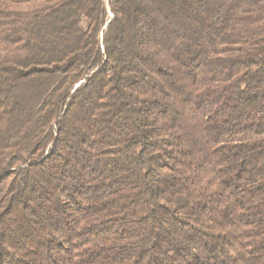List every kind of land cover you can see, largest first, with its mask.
Here are the masks:
<instances>
[{
	"label": "trees",
	"instance_id": "obj_1",
	"mask_svg": "<svg viewBox=\"0 0 264 264\" xmlns=\"http://www.w3.org/2000/svg\"><path fill=\"white\" fill-rule=\"evenodd\" d=\"M0 264H264V0H0Z\"/></svg>",
	"mask_w": 264,
	"mask_h": 264
}]
</instances>
